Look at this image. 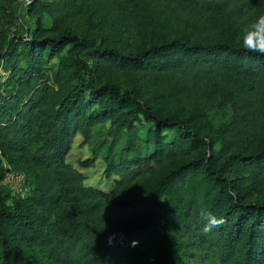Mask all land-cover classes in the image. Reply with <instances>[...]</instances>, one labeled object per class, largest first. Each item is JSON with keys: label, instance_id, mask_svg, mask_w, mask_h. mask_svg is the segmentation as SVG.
Masks as SVG:
<instances>
[{"label": "trees", "instance_id": "obj_1", "mask_svg": "<svg viewBox=\"0 0 264 264\" xmlns=\"http://www.w3.org/2000/svg\"><path fill=\"white\" fill-rule=\"evenodd\" d=\"M120 1H132L133 7L114 19L135 40L150 25L188 27L200 39L174 37L124 53L97 45L85 33L58 30L68 17L83 12L82 0H35L57 33L22 36L3 60L8 73L0 81V159L25 173L29 192L11 195L0 183V264H184L183 252L195 239L215 246L222 264H264V202L249 199L242 181L244 175L264 176V144L249 154L229 151L215 166L212 137L197 135L187 120L163 117L134 88L120 90L88 78L80 58L94 52L131 69L151 66L183 87L243 77L238 92L253 133H261L264 55L246 51L242 34L264 12V0ZM17 53L25 65L17 64ZM54 55L59 62L49 80L41 60ZM139 113L154 123L149 137L154 160L198 147L194 156L121 196L118 190L153 160L144 155L113 163L106 157L107 168L120 172L116 194L86 185L83 173L66 160L74 135L87 137L91 126L106 119L115 131L130 128ZM178 123L175 142L162 141L160 127ZM4 170L1 164L0 179ZM201 213L226 222L204 235L200 229L207 221Z\"/></svg>", "mask_w": 264, "mask_h": 264}, {"label": "rangeland", "instance_id": "obj_2", "mask_svg": "<svg viewBox=\"0 0 264 264\" xmlns=\"http://www.w3.org/2000/svg\"><path fill=\"white\" fill-rule=\"evenodd\" d=\"M82 2L83 12L68 17L58 30L70 28L78 33H85L97 45L113 46L124 53L174 37L188 41L200 39L188 27L167 30L153 29L150 25L135 40L114 19L117 14L132 8V1ZM52 23L53 19L47 12L36 9L35 0H0V81L8 73L3 60L10 55V44L22 36L57 33L53 30ZM14 57L17 64L25 65L23 54L21 56L17 53ZM80 58L87 63L88 78L99 83L108 81L120 90L134 88L163 117L170 116L175 121L187 120L197 135L207 139L212 137L210 151L215 166L229 151H239L244 155L264 144V132L253 133L249 124L250 113L238 92L243 86V77L235 76L225 84L197 81L191 86L183 87L176 77L166 76L161 70L151 66L131 69L94 52H84ZM58 62L59 55L42 57L44 78L51 79L52 69ZM95 106L96 104L92 105V108ZM153 126V121L146 119L142 113H139V118L132 127H122L118 131L113 129L110 119L98 121L91 126L89 136L84 137L80 133L74 135L66 160L83 173L86 185L116 194L114 188L120 172L116 168H107L106 157L115 163L120 158L148 155L153 161L141 167L142 174L133 181L129 180L125 187L118 190V194L121 196L134 190L139 191L146 184H152L167 169L192 158L198 149L193 147V152L189 154L173 151L154 160L156 149L149 141ZM179 133V123L160 127V139L165 142H175ZM238 173L242 175V171ZM242 181L249 192V199L264 202V176L244 175ZM4 193L6 194V190ZM10 194L13 195L12 192ZM10 199L7 196V200ZM182 260L184 264H222L218 249L207 243H199L197 239L187 245Z\"/></svg>", "mask_w": 264, "mask_h": 264}, {"label": "clouds", "instance_id": "obj_3", "mask_svg": "<svg viewBox=\"0 0 264 264\" xmlns=\"http://www.w3.org/2000/svg\"><path fill=\"white\" fill-rule=\"evenodd\" d=\"M242 46L250 52L259 55H264V12L259 13L255 18L245 27L242 34ZM206 218V223L203 224L200 229L204 235L209 234L214 228H219L226 221L223 217H217L212 213H201ZM112 237H109V243H111ZM132 246L137 244V241L133 240Z\"/></svg>", "mask_w": 264, "mask_h": 264}, {"label": "built area", "instance_id": "obj_4", "mask_svg": "<svg viewBox=\"0 0 264 264\" xmlns=\"http://www.w3.org/2000/svg\"><path fill=\"white\" fill-rule=\"evenodd\" d=\"M5 167L4 173L0 179V183L8 187L16 196H25L29 192V185L26 181L25 173L14 168L6 160L2 159Z\"/></svg>", "mask_w": 264, "mask_h": 264}]
</instances>
